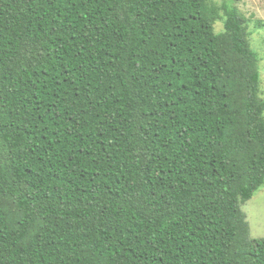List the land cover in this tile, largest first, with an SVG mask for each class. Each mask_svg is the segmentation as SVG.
Wrapping results in <instances>:
<instances>
[{
    "label": "trees",
    "instance_id": "obj_1",
    "mask_svg": "<svg viewBox=\"0 0 264 264\" xmlns=\"http://www.w3.org/2000/svg\"><path fill=\"white\" fill-rule=\"evenodd\" d=\"M236 1L0 0V264H264Z\"/></svg>",
    "mask_w": 264,
    "mask_h": 264
},
{
    "label": "rangeland",
    "instance_id": "obj_2",
    "mask_svg": "<svg viewBox=\"0 0 264 264\" xmlns=\"http://www.w3.org/2000/svg\"><path fill=\"white\" fill-rule=\"evenodd\" d=\"M236 6L247 18L251 32L252 49L262 58L260 63L262 82L261 91L264 97V0H238ZM216 31L223 30V23L216 24ZM250 225V235L253 239L264 238V186L255 196L241 206Z\"/></svg>",
    "mask_w": 264,
    "mask_h": 264
}]
</instances>
